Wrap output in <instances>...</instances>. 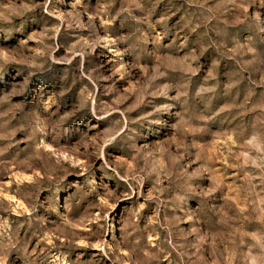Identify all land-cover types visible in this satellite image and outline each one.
Here are the masks:
<instances>
[{
	"label": "rangeland",
	"instance_id": "1",
	"mask_svg": "<svg viewBox=\"0 0 264 264\" xmlns=\"http://www.w3.org/2000/svg\"><path fill=\"white\" fill-rule=\"evenodd\" d=\"M0 264H264V0H0Z\"/></svg>",
	"mask_w": 264,
	"mask_h": 264
}]
</instances>
